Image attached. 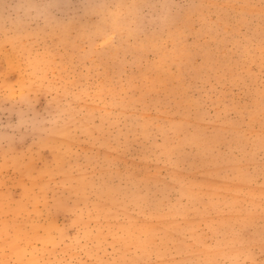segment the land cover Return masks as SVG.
<instances>
[{
  "label": "rangeland",
  "instance_id": "374dc122",
  "mask_svg": "<svg viewBox=\"0 0 264 264\" xmlns=\"http://www.w3.org/2000/svg\"><path fill=\"white\" fill-rule=\"evenodd\" d=\"M0 264H264V0H0Z\"/></svg>",
  "mask_w": 264,
  "mask_h": 264
},
{
  "label": "clouds",
  "instance_id": "9594fccd",
  "mask_svg": "<svg viewBox=\"0 0 264 264\" xmlns=\"http://www.w3.org/2000/svg\"><path fill=\"white\" fill-rule=\"evenodd\" d=\"M23 12H34V11H37L36 9H32V8H24L22 9Z\"/></svg>",
  "mask_w": 264,
  "mask_h": 264
}]
</instances>
